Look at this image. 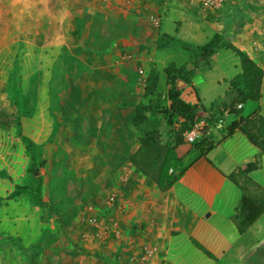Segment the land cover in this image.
Returning <instances> with one entry per match:
<instances>
[{"label":"crops","instance_id":"0c3cea01","mask_svg":"<svg viewBox=\"0 0 264 264\" xmlns=\"http://www.w3.org/2000/svg\"><path fill=\"white\" fill-rule=\"evenodd\" d=\"M47 1L49 16L54 0ZM62 2L58 24L49 22L45 28H58L69 21L71 28L78 30V48L83 53L77 57L80 64L92 70L85 80L92 78L95 83L78 92V111L73 109L74 91L66 95V101L69 98L73 103L68 104V110L72 120L77 121L78 144L84 146L80 153L87 160L116 162L117 170L106 179L118 191L116 205L104 198H96V202H102L97 204V211L118 223L123 236L118 242L110 235L96 238L93 233H80L64 237L52 232L44 240L55 242L40 246L38 232L24 239L23 218L14 212L4 216L5 227L0 233L2 255L12 253L14 259L3 264H26L22 260L24 252L34 256L31 264H125L129 251L130 264H264V214L243 234L238 233L232 221L242 193L228 175L257 160L258 169L249 178L264 191V155L240 131L231 136L225 132L238 119V115L228 113L234 100L228 93L231 80L241 73L240 60L231 51L219 49L205 63L180 44L161 37L202 46L220 34L224 41L260 64L263 55L256 52L252 42L260 39L264 29V0H226L216 11L202 10L199 0ZM156 20L158 27L154 26ZM108 28H119L120 34L105 45ZM88 42L93 43L91 48L95 50L91 59L86 54ZM121 48L130 50L128 66L115 64ZM170 64L192 72L188 83L176 80L177 89L185 102L196 105L197 118L209 126L195 143L184 142L174 149L168 172L180 176L162 191L129 162L139 147L130 119L136 106H154L164 100L165 70ZM152 74L157 76V90L147 95L145 88ZM258 79L255 99L233 106L236 109L242 105L236 109L239 116L246 118L257 112L264 118V79ZM214 115L219 121L210 124L208 119ZM157 129L163 143L171 140L168 127L159 125ZM51 130L55 132V127ZM204 137L213 142L214 148L202 155L194 145ZM103 189L100 186L96 191L103 195ZM101 226H94L93 232L101 231ZM192 240L215 259L204 254Z\"/></svg>","mask_w":264,"mask_h":264},{"label":"rangeland","instance_id":"374dc122","mask_svg":"<svg viewBox=\"0 0 264 264\" xmlns=\"http://www.w3.org/2000/svg\"><path fill=\"white\" fill-rule=\"evenodd\" d=\"M62 3V0H54L53 12L49 11L48 16L47 0H0V172L4 173L0 176V233L5 227L4 216L20 213L24 239L38 232L40 246L55 242L44 240L52 232L64 237L93 233V226L84 222L91 216H97L101 231H107L113 220L97 211V204L102 202L96 201L104 198L115 206L118 199L117 189L106 180L108 174L117 170L116 162L87 160L80 153L84 146L78 144L77 121L72 120L68 110V104L73 103L69 98L66 101V95L74 91L76 105L73 109L78 111V92L93 86L95 81L85 80L92 70L79 63L77 55L83 50L79 51L81 41L77 28H71L69 21L58 28H45L49 22L56 25L61 18ZM119 30L108 28L105 45L120 34ZM126 35L124 28L123 36ZM88 43L86 54L91 59L95 50L91 48L93 43ZM121 49L114 58L115 64L128 66L130 59L123 61L122 57L130 56V50ZM13 78L18 80V108L13 105L10 91ZM261 89L264 104V85ZM17 121L21 122L23 133L36 144L37 167H29V159L17 135ZM52 127H55L53 133ZM169 133L172 136L170 129ZM32 176H41L42 196L50 209L37 207L28 195L5 199L15 185H31ZM99 185L104 187L105 194L97 193ZM250 191L256 197H264V191ZM119 228L122 238L120 225ZM121 238L114 240L119 242ZM37 256L40 259L39 255L35 258ZM13 257L12 253L3 256L0 251V264ZM33 259L30 254H22L23 263L31 264ZM124 262L130 264V251Z\"/></svg>","mask_w":264,"mask_h":264},{"label":"trees","instance_id":"16d2710c","mask_svg":"<svg viewBox=\"0 0 264 264\" xmlns=\"http://www.w3.org/2000/svg\"><path fill=\"white\" fill-rule=\"evenodd\" d=\"M161 37L166 41L180 44L182 49L192 52L194 56L205 63H208L210 57L219 49L229 50L239 58L241 73L231 80L230 92L228 93V96L234 99L229 106L228 113L238 115V119L226 127V136H231L235 131H240L264 155V118L257 112L250 117L244 118L239 116L237 108H233L237 103L255 99L257 92L255 80L257 78L264 79V72L259 64L254 62L243 51L224 41L220 34H215L202 46L180 43L166 35ZM191 75L192 72L186 71L185 67L176 68L174 64H170L165 70L166 81L164 82V87H167L165 88L164 100L154 106L143 104L136 106L130 119L132 127L138 134L139 147L129 157V162L162 191L169 189L179 179L180 174H170L168 172L171 167L173 151L177 146L183 144L182 134L189 130L198 119L196 105L185 102L181 98V92L176 85L177 79L180 82L188 83ZM17 81L16 78H13L10 88L15 108L19 107ZM157 83V76L152 74L145 88V93L151 95L156 91ZM164 87L161 89H164ZM165 102L169 103L168 107L165 106ZM208 121L210 124H214L219 120L214 115ZM159 125H164L171 130L172 136L168 133L170 141L167 140L163 143L157 129ZM177 125L178 128H176ZM16 128L17 135L29 159L30 169L37 167V148L35 143L24 135L20 121H17ZM194 148L199 150L202 155H205L214 148V144L208 137H204L199 143L194 145ZM258 166V161L254 160L239 169L237 173L227 176L242 193L236 213L232 217L239 234H243L264 214V197H256L250 191L251 189L263 191L257 183L249 178V174L256 171ZM3 175L4 173L0 172V176ZM32 179L33 183L31 185H15L5 199L12 200L26 194L37 207L50 209V205L42 197L41 176H32ZM192 242L208 257L215 259L196 241L192 240Z\"/></svg>","mask_w":264,"mask_h":264},{"label":"built area","instance_id":"2783aa9c","mask_svg":"<svg viewBox=\"0 0 264 264\" xmlns=\"http://www.w3.org/2000/svg\"><path fill=\"white\" fill-rule=\"evenodd\" d=\"M226 3V0H199V6L202 10L205 11H216L221 9ZM158 21L156 20V22H154V26L158 27ZM264 28V27H263ZM252 45L254 46L256 52H260L262 53V59L260 61V66L264 72V29L261 33V37L259 40H254L252 42ZM130 59V56L126 55L122 57L123 61H126ZM238 109L242 108L241 104H238L236 106ZM209 124L206 123L204 120L202 119H197L195 121V123L193 124V126L185 131L182 134L183 140L185 143H195L200 137H202V135L204 134V131L206 128H208ZM115 199V195L112 196ZM84 222H86L88 225L91 226H97L99 225V220L96 216H91L89 218H87L86 220H84ZM107 231H99V230H95L93 232V235L96 238H101V237H106L108 235H110L113 239H120L121 238V230L119 228L118 223L116 222H111L110 226L107 227L106 229ZM148 254H150L151 252L148 251Z\"/></svg>","mask_w":264,"mask_h":264}]
</instances>
